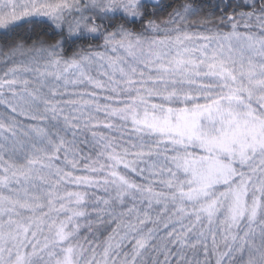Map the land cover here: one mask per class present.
I'll list each match as a JSON object with an SVG mask.
<instances>
[{"label":"snow or ice","instance_id":"obj_1","mask_svg":"<svg viewBox=\"0 0 264 264\" xmlns=\"http://www.w3.org/2000/svg\"><path fill=\"white\" fill-rule=\"evenodd\" d=\"M223 11L0 0V264H264V0Z\"/></svg>","mask_w":264,"mask_h":264},{"label":"rangeland","instance_id":"obj_2","mask_svg":"<svg viewBox=\"0 0 264 264\" xmlns=\"http://www.w3.org/2000/svg\"><path fill=\"white\" fill-rule=\"evenodd\" d=\"M213 30H215L213 28ZM230 29L225 28L222 31H228ZM190 31H203L202 28L196 27L194 29H190ZM2 67V66H0ZM2 74V71H0ZM89 216L85 218H81L80 223L83 225L80 229L79 239L81 243L85 244V247H89V242L92 246H96L97 244L101 243L107 236L112 232V229L116 227L115 224H111L107 222V218H105V223H100L97 219L95 213L91 212V209H88ZM91 219L93 221L91 228L92 231H89L87 221ZM101 224V227H98ZM150 226V225H149ZM90 254V253H89Z\"/></svg>","mask_w":264,"mask_h":264},{"label":"trees","instance_id":"obj_3","mask_svg":"<svg viewBox=\"0 0 264 264\" xmlns=\"http://www.w3.org/2000/svg\"><path fill=\"white\" fill-rule=\"evenodd\" d=\"M164 3H170L173 6L177 2H184V0H163ZM239 2V0H194V4L198 6L201 9L200 15L201 16H207L210 20H218V18L222 15H224V7L227 4H235ZM169 11L171 9H168ZM229 11L231 9L229 8ZM166 17V12L161 16V19ZM199 27V26H198ZM30 43V41H29ZM103 226V225H102ZM101 224L98 227H101Z\"/></svg>","mask_w":264,"mask_h":264}]
</instances>
